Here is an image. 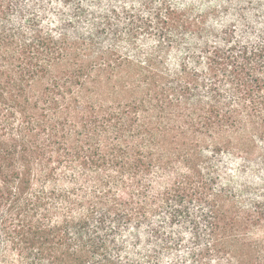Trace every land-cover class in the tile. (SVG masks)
<instances>
[{"label": "trees", "instance_id": "1", "mask_svg": "<svg viewBox=\"0 0 264 264\" xmlns=\"http://www.w3.org/2000/svg\"><path fill=\"white\" fill-rule=\"evenodd\" d=\"M232 1L54 30L0 0V264H264V188L220 174L264 164V24L215 20Z\"/></svg>", "mask_w": 264, "mask_h": 264}, {"label": "rangeland", "instance_id": "2", "mask_svg": "<svg viewBox=\"0 0 264 264\" xmlns=\"http://www.w3.org/2000/svg\"><path fill=\"white\" fill-rule=\"evenodd\" d=\"M59 0H29L30 8L26 13L35 15L47 27L60 30L64 24L65 17L74 16L73 7L83 6L87 11V16L81 19L79 25L87 28L88 18H93L99 10H106L113 3L122 0H71L72 4H59ZM132 1V0H126ZM174 2L193 3L197 8H206L210 0H173ZM97 4V5H96ZM264 0H233L230 5L233 13L227 16L221 13L217 21L225 24H236L241 35L257 36L264 24ZM235 8L237 10H235ZM245 16H236L235 13L244 12ZM241 15V14H240ZM80 27V28H81ZM261 142V141H259ZM261 159L259 162H262ZM221 180L232 187H240L242 184H250L251 192L257 193L264 188V164L251 166L248 162L242 161L234 156L224 155L219 158ZM217 264V262H214Z\"/></svg>", "mask_w": 264, "mask_h": 264}]
</instances>
